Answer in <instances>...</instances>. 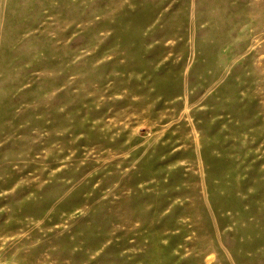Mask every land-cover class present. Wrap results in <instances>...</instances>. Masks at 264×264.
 I'll use <instances>...</instances> for the list:
<instances>
[{
    "label": "rangeland",
    "instance_id": "obj_1",
    "mask_svg": "<svg viewBox=\"0 0 264 264\" xmlns=\"http://www.w3.org/2000/svg\"><path fill=\"white\" fill-rule=\"evenodd\" d=\"M0 264H264V0H0Z\"/></svg>",
    "mask_w": 264,
    "mask_h": 264
}]
</instances>
